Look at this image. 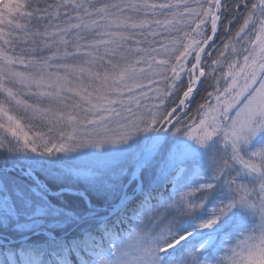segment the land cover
Masks as SVG:
<instances>
[{
	"label": "snow or ice",
	"instance_id": "obj_1",
	"mask_svg": "<svg viewBox=\"0 0 264 264\" xmlns=\"http://www.w3.org/2000/svg\"><path fill=\"white\" fill-rule=\"evenodd\" d=\"M0 264H264V0H0Z\"/></svg>",
	"mask_w": 264,
	"mask_h": 264
}]
</instances>
